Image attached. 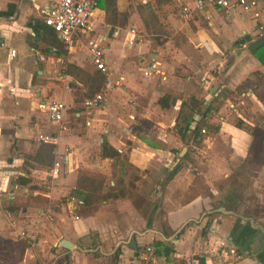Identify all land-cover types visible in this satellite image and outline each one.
I'll return each mask as SVG.
<instances>
[{
  "label": "crops",
  "instance_id": "0c3cea01",
  "mask_svg": "<svg viewBox=\"0 0 264 264\" xmlns=\"http://www.w3.org/2000/svg\"><path fill=\"white\" fill-rule=\"evenodd\" d=\"M54 1L0 0V264H264V162L242 114L264 102V64L248 50L257 21L213 7L185 19L181 7L193 0H116L113 16L99 2L98 19L76 32L63 62L49 50L39 62L31 41L49 48L39 23ZM131 28L142 37L128 44ZM244 35L252 37L246 47L236 43ZM91 40L103 47L108 74L100 71L102 106L87 114L76 72L96 69ZM148 63L157 72L144 76ZM118 76L120 86L105 87ZM53 100L64 102L69 127L53 145V162L65 158L57 177L53 162L24 164L43 143L37 132H57L46 112ZM190 117L191 127H206L201 150L174 129ZM103 139L138 180L124 197L82 205L85 177L97 173L104 192L128 168L100 157Z\"/></svg>",
  "mask_w": 264,
  "mask_h": 264
},
{
  "label": "built area",
  "instance_id": "2783aa9c",
  "mask_svg": "<svg viewBox=\"0 0 264 264\" xmlns=\"http://www.w3.org/2000/svg\"><path fill=\"white\" fill-rule=\"evenodd\" d=\"M208 7L217 8L225 13L239 10L242 13L249 14L254 20L257 21L256 37L264 34V26L260 22V11L258 8L257 0H193L191 5H183L181 7V14L185 19L191 18L195 13L201 12ZM98 19L96 0H55L51 5L47 6L44 10L43 22L51 27L57 34L64 49L69 50L73 45V39L76 32L89 26L90 22ZM130 36L127 43L132 44L141 39L139 34L134 28L129 30ZM243 47H246V42L241 43ZM0 46H4L3 42H0ZM88 50L91 61L96 69L100 70L104 74H108L104 61V49L98 41H90L88 43ZM37 61L43 62L47 59L46 54L38 48L32 49ZM50 53L52 54L55 62L62 63L63 59L59 54V50L56 46L50 47ZM10 54H15L14 49H10ZM153 72H157L155 63H148L142 68V74L148 76ZM121 77L115 79H106V86H120ZM69 87V86H68ZM104 102V92L98 91L91 97H87L82 101V108L85 113L90 114L95 109L102 106ZM66 106L61 100H53L47 104L46 112L48 119L56 126L57 132L41 133L37 132L36 139L43 143L56 145L59 140V133L68 130V123L65 120L64 114ZM86 125L90 124L89 120H86ZM204 130H202L203 132ZM195 151L197 147L194 148ZM64 157L55 159L52 167L49 170L51 177H57L60 173ZM69 201H75L74 197H68ZM75 204L69 207L70 211L74 212ZM77 217V216H76ZM22 236L25 235L24 231H21ZM151 248L146 247V251H150ZM231 254L235 253V249H230Z\"/></svg>",
  "mask_w": 264,
  "mask_h": 264
},
{
  "label": "trees",
  "instance_id": "16d2710c",
  "mask_svg": "<svg viewBox=\"0 0 264 264\" xmlns=\"http://www.w3.org/2000/svg\"><path fill=\"white\" fill-rule=\"evenodd\" d=\"M102 3V7L106 11H110L111 16L114 15L116 12L115 3L116 0H96V4L98 6ZM40 29L43 31L44 34V41L49 46L47 49L45 47L40 48L44 53H47L50 50L51 46H56L59 50L60 55H65L66 50L64 49L60 39L58 38L57 34L53 31L51 27L46 25L43 21L39 23ZM252 39L249 35H244L239 38L236 43H244L250 42ZM31 45L33 48H38L37 43L31 41ZM252 54L259 59L264 64V44L260 47L256 48L255 50L251 51ZM85 84H87V88L89 90L88 96L91 97L96 92L103 89V85L105 82V76L100 72V70L95 69L91 74H87L86 78L83 80ZM76 93H80V90L75 91ZM86 97V98H87ZM158 103L161 106H168V97L162 96L158 99ZM206 112V111H205ZM192 121L194 119L192 117L183 119L182 122H177L174 125V129L180 135L182 141L185 143L186 147L189 149H193L195 147H202L203 139L206 133V127H204L201 122L197 121L193 127H191ZM238 125V124H237ZM202 129H205V132H202ZM53 150L54 146L50 144L42 143L37 148L35 154L26 156L24 159V164H29L31 160L33 161H44L46 164L51 165L53 162ZM100 157L101 158H111L118 162V166L124 170L127 165V161L125 157H122L121 154L117 151L116 148L111 146L106 139H103L100 144ZM128 166V165H127ZM131 170H127L122 174V177H118L114 179V184L110 185L107 191H102L103 180H98L97 182L90 185V189L85 194L83 198L82 205L91 206L93 203L97 201H106L108 199L113 198H120L124 197L126 193L135 187V182L138 180L137 171L128 166ZM180 168V164H177L169 173L166 180L170 179ZM128 175L127 180H124V175ZM79 206L74 208V213H76ZM119 252L116 251L114 254V259L116 260L118 257Z\"/></svg>",
  "mask_w": 264,
  "mask_h": 264
},
{
  "label": "rangeland",
  "instance_id": "374dc122",
  "mask_svg": "<svg viewBox=\"0 0 264 264\" xmlns=\"http://www.w3.org/2000/svg\"><path fill=\"white\" fill-rule=\"evenodd\" d=\"M89 67L91 69L90 72H92L94 70V68L92 66H89ZM76 74L79 75L78 76V80L82 84V86H81L82 90H80V93H78V99H80V101H83L84 98H86L88 96V93H89V90L87 88V84H85L84 81H83L86 78V76H87L86 74H88V73L87 72H84V73H77L76 72ZM262 88L264 89V84L262 85ZM82 92H83V94H82ZM262 92H263L262 95L264 97V91H262ZM81 104L82 103H80V105ZM230 110H231V108H230ZM242 114L246 118H248V120L253 124V125L246 124L245 126H243L245 129H247L251 133L252 141H251V144H250V149L254 148L256 150H260L261 153H262V154H260L261 155V160H262V162H264V102L261 105V107L258 108L257 110H252L247 105L244 106L243 109H242ZM231 120L232 121L234 120L236 125L238 124V125L242 126V123H241L242 121L239 120L237 117L234 116V117H232ZM202 148L203 147H197V150H201ZM194 150L195 149L193 148L192 151H194ZM127 170H131V169L128 167ZM120 173L122 174L121 171H120ZM262 175L264 177V174H262ZM80 176H84V175L82 174ZM86 176H88V175H86ZM90 176L91 177H85V184L86 185H91V184L97 182L98 180H100V176L97 173L96 174H91ZM230 178H231L230 179L231 182L233 180H235V178H236L235 174H233ZM44 182H48V177L44 179ZM60 198L63 199L64 197L61 196ZM50 204L51 203L46 202V206L45 207L48 208ZM51 205H52L51 206V208H52L54 205L53 204H51Z\"/></svg>",
  "mask_w": 264,
  "mask_h": 264
},
{
  "label": "water",
  "instance_id": "95a60500",
  "mask_svg": "<svg viewBox=\"0 0 264 264\" xmlns=\"http://www.w3.org/2000/svg\"><path fill=\"white\" fill-rule=\"evenodd\" d=\"M262 44H264V34L260 35L259 37H257L256 39L252 40L249 44H248V50L249 51H253L255 50L256 48L260 47ZM62 244L66 245V246H69L70 243L67 242V241H62ZM129 247L132 248V249H135L136 248V242H135V238L132 237L130 239V242H129Z\"/></svg>",
  "mask_w": 264,
  "mask_h": 264
}]
</instances>
